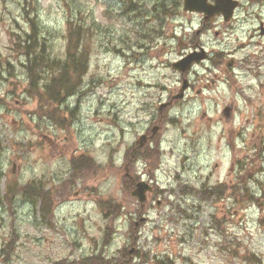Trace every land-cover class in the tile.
<instances>
[{
	"label": "clouds",
	"instance_id": "clouds-1",
	"mask_svg": "<svg viewBox=\"0 0 264 264\" xmlns=\"http://www.w3.org/2000/svg\"><path fill=\"white\" fill-rule=\"evenodd\" d=\"M178 3L182 7L184 0H178ZM230 3L235 7V15L229 10L220 12L213 21L192 17L196 22L205 23L206 28L210 25L211 31H206L203 37L192 38L193 44L203 48L204 53L192 59L187 67L177 64L174 69L173 62L188 57L193 45L182 48L178 39L169 33H165L158 43L161 50L145 57V62L135 68L129 67V62L119 55L109 57L111 63L101 69L97 79L110 81L108 72L111 71L119 78L121 91H114L107 98L98 91L90 94L88 105L63 129L44 122L39 129H30L22 123L23 115L16 108L9 110L0 106V139L7 145L0 154L4 159L0 173L17 187L42 177L60 194L49 213L53 234L48 237V242L37 244L28 234L31 217L17 221L13 227L23 243L16 244L14 252L6 253L7 260L0 256V264H35L36 261L56 264L62 254L60 250L72 246L70 239L83 241L95 236V243H103L104 238L97 234V229L103 232L106 223L119 231L118 238L111 242L104 256L118 259L116 250L122 244H131L130 229L141 211L121 214L119 220L104 221L99 209L90 201L107 197L116 204L134 200L133 192L143 198V191L137 189H147L149 184L154 191L167 190L165 196L171 211L161 208L149 212L152 220L140 234V246L152 249L155 246L153 237L163 238L164 249L175 264H241L244 257L239 256L238 249L255 253L258 264H264V226L257 220V217H264V205L259 211L251 205L248 216L243 221L232 222L234 226H231L219 219L227 216L228 209L235 206L230 200L222 201L224 207H217L215 201L209 200L204 203V210L197 212L195 206L201 202L198 194L190 198L181 192L185 185L199 188L204 182L202 173L209 171L217 161L221 164V172H226L234 152L226 143L228 133L233 132V142L239 147L236 130L244 129L246 139L255 127L257 115L264 117V54L258 61L249 57L255 62L247 63L243 58L255 49L239 48L240 43L256 35L258 25L264 23V9L259 10L257 19V8L249 7L248 0H230ZM207 4L215 7L217 0H207ZM7 7L11 9L12 5ZM217 27L220 29L218 38L214 36ZM184 39H189L187 33ZM261 48H264V38ZM234 54L237 56L234 67H226L229 57ZM137 81H145L152 87L145 85L137 89ZM185 82L188 90L183 92L184 99L178 100L176 94L182 91ZM6 99L11 101V97ZM113 101L116 105L113 111L120 117L115 126L107 120L103 124L97 122L93 111L99 106L104 114V107L111 106ZM141 113L145 115L142 117ZM13 119L20 122L15 128ZM249 120L253 123L248 124ZM157 123L160 129L153 132ZM120 129L124 130L123 136ZM45 132L54 137L51 147H45L37 140ZM145 132L151 135L137 143ZM65 135L76 137L72 151L85 154L86 167H80L79 161L70 159L68 149L58 147ZM186 155L189 160L182 161ZM10 163L16 165L11 177L8 176ZM145 177L149 183H141ZM248 183L254 195L264 202V189L257 188L251 181ZM93 190L95 196L81 201L90 209V219L84 226L78 227L75 234L67 226L61 227L65 222L60 219L59 209L80 200V197L73 198L75 193ZM134 207L138 208V205ZM177 209L185 215L191 214V222L186 221ZM3 216V243L6 246L10 218L7 213ZM196 217H199L198 221ZM48 227L43 223L38 225L40 234L45 235ZM180 236H183V243L176 239ZM74 255L79 257L80 252ZM65 264H72V257H68Z\"/></svg>",
	"mask_w": 264,
	"mask_h": 264
},
{
	"label": "rangeland",
	"instance_id": "rangeland-1",
	"mask_svg": "<svg viewBox=\"0 0 264 264\" xmlns=\"http://www.w3.org/2000/svg\"><path fill=\"white\" fill-rule=\"evenodd\" d=\"M127 1L128 0H74L72 5L79 4V7H83V19L86 26L89 27V30H92L91 35L88 36L86 42L83 41L84 44L86 43L85 47L90 55V66L88 73L84 77L85 85L82 89L86 88L89 90L85 89L86 93L83 95L82 93H79L73 97L67 98L64 104L65 108L61 109L58 113H54V115H56L54 118L48 116L47 118H43L46 117L45 114L49 113V111H52L50 113H53L56 110L57 104H55L56 107L48 106L26 93L28 82L20 63L23 62L24 59L20 56L21 53L16 51L14 42L17 39L16 36H19V34L20 36L25 35L24 32L30 30L29 18L35 16L36 9L34 6L37 5L38 19L42 26L46 30L52 31V34L57 37L53 39L56 49L55 54L64 58V53L67 52V38H64L63 34H66V16L71 11L68 8V6L71 5V0H0V58L3 62H12L14 72L16 73L15 76H0V106L8 107L9 110L11 108H16L17 111L21 112L23 115L22 123L27 125L30 129H39L41 122L46 123L48 126L54 124L63 129L69 121L76 118L78 112L88 105L90 94H94V92L98 91L100 95L107 98L112 96L114 91L120 92L119 78L113 76L111 71L108 72V75L111 77L110 81L97 79L101 69L107 68L111 63V60L108 58L119 55L121 59L129 62V67L135 68L138 64L145 62V57L161 50V47H158V43L163 38L161 37L157 40H153L152 37L145 34V27L147 24L145 21V15L150 7H154L155 9L157 7H162L164 3L159 2L158 0H137L140 6L141 3L143 4V7L146 2V8H139L136 12H132V8L137 2L134 3L135 1L133 0L127 4ZM169 1L171 8L175 9L178 0ZM8 4L12 5L11 9L7 7ZM109 8L110 11H113V18L111 21L108 19L105 21L103 19V13ZM174 13L175 12H173L171 14L172 17H169L168 21H166L167 25L165 26L163 33H169L171 36L177 34L176 37L179 38L182 35V31L189 34L195 32L191 31L193 28L198 27V22L193 19L190 21V18L188 17L186 21L184 20V17L176 19L175 16H179V14L175 15ZM27 14L30 16H27ZM92 22L94 25L103 24L104 27L106 26V28H110L112 32H109L106 36L102 31L105 30L106 32L110 29H103L96 33ZM172 29H175V31H170ZM109 38L111 43H108L110 41ZM190 38L191 35L189 39H184V42L189 43L191 41ZM82 46L84 47L83 43L80 44L81 49ZM194 47L195 45L192 49ZM202 53H204V50H198L192 54L195 58ZM187 58L188 57H185V59ZM230 60L228 63L229 65H226V67H230ZM235 61H237V59H235ZM145 85V81L136 82L137 89ZM146 86L149 88L152 87L151 84H147ZM182 87L183 85L181 86V89ZM180 94L181 92L177 93L176 97ZM6 97H11V101L7 100ZM183 99L184 96L178 100ZM29 101L31 102L29 103ZM70 106L71 110H69ZM115 106V101L111 103V106H105L104 114H101V109L98 106L93 111V117L101 124L107 120L108 123L115 126V121L120 118L119 115L113 111ZM159 107L163 108L164 105H160ZM143 115H145V113H141L142 117ZM149 119H151L150 116ZM60 121H64L65 123L62 122L61 124ZM18 123L20 122L15 119L12 120L14 128ZM129 123L131 124L132 122L130 121ZM247 123L252 124L253 121L249 120ZM155 127H159L160 129L159 123L153 127V130ZM159 129L157 131H159ZM244 131V129H239L235 132L236 138L240 139L239 147L233 142V132L230 131L228 133V140L226 143L230 145V148H232L234 152L233 158L230 161L226 172H221V164L217 161L209 171L202 173L204 182L199 188L195 185H185L181 190L182 194L187 195L190 198L192 195L198 194V199L201 202L195 206V211L197 212H202L204 210V203L209 200L215 201L217 207H224L222 201L225 199L230 200L235 206L228 209L227 216H220L219 219L222 220L224 224L231 226H234L232 222L243 221L245 217L248 216L251 205L254 204L258 211L262 208V205H264V202H261L260 200L259 202H250L251 200L244 196L247 193L245 192L246 189H249L254 193V190L248 183L249 181H251L252 184H255L257 188L264 189V179H261V174H264V172H262V170H264V152H261V149L264 148V117H261L259 114L257 115L255 127L248 132L246 139L243 135ZM120 133L121 136H123L124 130L120 129ZM143 135L149 137L151 133L145 132ZM75 139V136L69 138L65 135L64 139L59 142L58 147L68 149L69 158L79 161L80 167H86L87 160L84 159L85 154L78 150L74 152L72 151V145ZM37 140L42 142L45 147H51V141L54 140V137L49 136L45 132L39 135ZM137 143H139V140ZM6 147L7 145L5 142L0 139V154L3 153ZM258 147H260V150ZM189 151H191V149ZM181 159L182 161H187L189 160V157L186 155ZM3 163L4 159L0 156V166H2ZM15 170V163H10L8 176H13ZM221 176H223V178H221ZM144 180L149 182L147 177H145ZM36 184L43 185L44 193L49 192L51 196L50 204L45 212L41 211L42 202L40 198L34 200L29 195L25 196L21 193L23 187L31 188V186L34 187ZM221 186L225 187V193L221 189ZM10 187H13L12 192H14V197L8 201L6 199V193ZM23 187H17L11 179L5 178L4 175L0 173V256H2L4 260L9 258L6 253L15 251L16 244L23 243L18 239V234L13 227L17 221H23L28 217H31V224L27 226V229L29 230L28 234L33 236L37 244H40L41 242L46 244L48 242V237L53 234L48 217L49 213L59 200L60 194L54 189V187H49L42 177L24 185ZM89 187L94 188L92 185ZM213 188H218V190L223 193L224 198L221 194H218L217 199L211 197L208 192ZM234 190L238 191V193L231 196ZM166 191V189L154 191L153 200L151 202H146L144 208H142L141 203L138 200L139 197L137 196L134 197V200H128L116 204L111 203L107 197L100 201H90L97 209H99V214L104 221H111L112 219L119 220L121 214L127 215L130 211H141V214L133 222V228L130 229V232H132L131 244H122L120 249L116 250L119 253L118 259L117 257L106 258L104 252L110 246L111 242L118 238L117 232L119 231V229L114 228L111 223H106L103 225V232L97 229V234L104 238L103 243H95V236L83 241L70 239L72 246L60 250L62 254L57 258L56 264H65L68 257H72V264H85L79 262L84 261V259L88 260V258L90 260L98 258L99 262L97 264H175L173 257L168 255L167 251L164 249L163 238L153 237L155 246L152 249H147L139 244L140 234L148 228L152 220L149 212L161 208H167L171 211V204L165 196ZM241 195L243 197H241ZM262 195H264V190H262ZM93 196H95L94 190L91 192L75 193L73 198L80 197V200H77L75 204H68L66 207L59 209L60 219L65 222L61 227L67 226L68 230L73 234L78 231V227L82 228L85 222L90 219V209L81 201H83L85 197ZM172 198L174 199L175 197L173 196ZM255 198L258 199L256 196ZM157 201L160 203L158 204ZM134 205H138V208L134 207ZM177 211L180 215L184 216L186 221L191 222V214L185 215L180 209H177ZM4 213H7L10 218V223L7 228L8 246H5L3 243L5 239ZM105 213L106 215L108 214V217L111 216L112 218L109 220ZM111 213H116V215L114 216ZM143 218H145V222L142 220ZM196 219L198 221L199 217H196ZM257 220L262 226H264V217H257ZM42 223L49 225L45 235H41L38 228V225ZM176 239L178 242L183 243V236L177 237ZM233 247L234 249L237 248V246ZM132 250L133 252L130 254ZM75 252H80L79 257L74 255ZM238 253L240 257H244L241 264H250L245 261V258L255 256V253L247 252L244 249H238ZM254 258V263L258 264V260L256 257ZM35 264H41V262L36 261Z\"/></svg>",
	"mask_w": 264,
	"mask_h": 264
},
{
	"label": "trees",
	"instance_id": "trees-1",
	"mask_svg": "<svg viewBox=\"0 0 264 264\" xmlns=\"http://www.w3.org/2000/svg\"><path fill=\"white\" fill-rule=\"evenodd\" d=\"M132 1L133 0H128L127 4ZM134 1V3L137 2V0ZM73 2L74 0H71V5L68 6L71 11L66 16V34H63V37L67 38V52L64 53V58L55 54L56 49L53 39L57 37L52 34V31L46 30L42 26L38 19L37 5H33L36 9L35 16L29 18L30 30H28V32L25 31V35L20 36L19 34V36H16L17 39L14 42L16 51H19L21 53L20 56L24 59L23 62L20 63L28 82L26 93L48 106H55V104H57V107L55 106L56 110L53 113H50L52 111H49V113L45 114L46 117L48 116L50 118H54L56 116L54 113L61 111L59 106H61V103L65 101L68 96L83 90L82 88L85 85L84 77L88 73L90 66V55L85 47L86 43L84 44V42H86L88 36L91 35L92 30L85 27L83 7H79V4L72 5ZM139 8H146V2L144 7L142 3L140 6L137 2L132 8V12H136ZM27 16L30 15L27 14ZM92 24L94 25L93 22ZM94 29L97 33L103 29L109 30L110 28L108 29L101 25H94ZM109 32H112L111 29L106 32L105 30L102 31L105 36L108 35ZM81 43L84 45V47L82 46V49L80 48ZM108 43H111V40ZM3 75L15 76L16 73L14 72L12 62H3L0 58V76ZM62 122L65 123L64 121H60L61 124ZM224 188L225 187L221 186V189L225 193ZM12 191L13 187H10L9 190H7L6 199L8 201L14 197V192ZM239 191L241 192L240 189ZM245 192L247 193L244 196L251 200L250 202H259V199L255 198V195L251 190L246 189ZM21 193L25 196L29 195L33 199L40 198L43 211L45 212L47 210L51 196L49 192L44 193L42 186H31V188L23 187ZM218 193L223 195L218 188H213L208 192L213 198H217ZM237 193L238 191L234 190L231 196H234ZM241 197L243 196L241 195ZM116 213L111 214L115 216ZM254 257L255 256L246 257L245 261L250 264H255ZM93 262L96 263V261Z\"/></svg>",
	"mask_w": 264,
	"mask_h": 264
},
{
	"label": "flooded vegetation",
	"instance_id": "flooded-vegetation-1",
	"mask_svg": "<svg viewBox=\"0 0 264 264\" xmlns=\"http://www.w3.org/2000/svg\"><path fill=\"white\" fill-rule=\"evenodd\" d=\"M223 1H225V2L221 3V0H217V5L215 7H213L211 5H208L207 0H206V5L208 7V13H198V12H189V11H181V12H182V15L190 18V21H192V17H194V16L201 17L202 21H213L220 12L226 13L229 10H231L233 12V15H235V7L230 3V0H223ZM248 3H249V7L256 6V8H257L256 16H257V19H259V10L264 9V0H248ZM225 21H227V16H225ZM197 25H198V27L193 28L195 32H193V30L191 31V32H193L192 34H189L185 31H182L181 37H179V38L176 37L179 41L180 47L183 48V47H187L189 45H193V39H192L193 37H203L206 34V31H211L210 25L207 28H206L205 23H203V22H198ZM255 32H256V35H254L253 37H249L248 39H246L247 41L244 40L239 45V48L241 50L249 48V47H253L255 49L254 51L249 52L248 56H245L243 58L247 63H254L255 62V61L249 60V57H255L258 61L260 59L261 55L264 54V48H261V39L264 38V23L259 24L257 29L255 30ZM185 33H187L188 35H191V38H190L191 41L189 43L184 42ZM214 36L217 38L220 36V29L218 27L215 29ZM173 37H175V36H173ZM198 50L201 51L204 49L195 45V47L192 49V51L189 54H191L193 52H197ZM230 59H232V60H230ZM235 59H237L235 54L232 55L231 57H229V60L231 61L229 68H231V66L234 67ZM153 195H154V190L148 195V201L147 202H151L153 200ZM150 197H151V199H150ZM141 206H142V208H144L145 203Z\"/></svg>",
	"mask_w": 264,
	"mask_h": 264
},
{
	"label": "water",
	"instance_id": "water-1",
	"mask_svg": "<svg viewBox=\"0 0 264 264\" xmlns=\"http://www.w3.org/2000/svg\"><path fill=\"white\" fill-rule=\"evenodd\" d=\"M205 1H206V0H185V1H184V7H185L186 10H197V11H201V12H202V11H206V6H205V4H204ZM195 58H196V57H195ZM192 59H194V56H193V55L189 56L187 59H184V60H181V61L178 62V63H175V64H174V68H175V66H176L177 64H179V65H183V66L187 67V64L191 63V60H192ZM182 70H183V69H182ZM186 83H187V82H185V85H183V87H182L181 94L178 95L176 98H181V97L183 96V92H184L185 89L187 88V87H186ZM157 129H158V127H156V128L154 129V132H156ZM145 138H146V136H141V138H140V140H139V143H140V141H144ZM141 146H143V145H141ZM137 190H138V191H143V198H141L140 196H137V195H136V192H133V195L139 197V199H140L141 201H144V200H145V195H144V193H145L146 189H144V190L137 189Z\"/></svg>",
	"mask_w": 264,
	"mask_h": 264
}]
</instances>
